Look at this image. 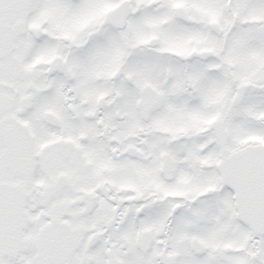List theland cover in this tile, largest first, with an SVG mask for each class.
<instances>
[{
	"label": "snow or ice",
	"instance_id": "obj_1",
	"mask_svg": "<svg viewBox=\"0 0 264 264\" xmlns=\"http://www.w3.org/2000/svg\"><path fill=\"white\" fill-rule=\"evenodd\" d=\"M0 264H264V0H0Z\"/></svg>",
	"mask_w": 264,
	"mask_h": 264
}]
</instances>
